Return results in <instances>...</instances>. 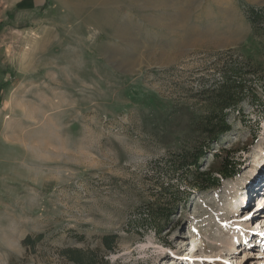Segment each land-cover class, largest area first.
<instances>
[{
	"label": "rangeland",
	"instance_id": "1",
	"mask_svg": "<svg viewBox=\"0 0 264 264\" xmlns=\"http://www.w3.org/2000/svg\"><path fill=\"white\" fill-rule=\"evenodd\" d=\"M250 6L264 0H0V264H73L66 246L97 248V264H264V27ZM226 51L257 65L259 99L202 168L227 158L235 175L137 234L139 209L168 203L155 167L199 138L196 91Z\"/></svg>",
	"mask_w": 264,
	"mask_h": 264
},
{
	"label": "trees",
	"instance_id": "2",
	"mask_svg": "<svg viewBox=\"0 0 264 264\" xmlns=\"http://www.w3.org/2000/svg\"><path fill=\"white\" fill-rule=\"evenodd\" d=\"M246 15L254 29L264 27V7L250 6ZM218 55L222 61H214V64H218L214 68L215 72H212L210 79L202 82L195 95V98L204 104V113L194 118L191 123L193 129L199 133V138L190 147L168 151L158 160L164 163V169L155 167L158 168L161 177L158 185L163 200L168 203L154 204V201H149L142 206L138 211L141 222L135 227L137 234L144 228L159 234L170 217L175 214L178 206L184 205L192 192L215 188L222 178L235 175L234 162L227 158H223L215 170L203 169L202 161L214 149V144L219 142L220 137L230 130L229 117L232 112L239 111L240 103L247 101L253 105L258 102L257 92L248 86L246 81L249 75H257L258 67L251 63L250 58L234 56L230 51ZM261 92L264 94V76ZM261 100L263 103V99ZM1 101L0 95V103ZM172 180L175 182L176 194L169 193ZM40 237V234L36 237L27 235L22 244L26 248H33L35 243L41 240ZM117 238L116 233L104 234L100 238L101 245L104 249L112 251ZM97 252V248L77 246L58 249L60 257L65 262L73 264H97Z\"/></svg>",
	"mask_w": 264,
	"mask_h": 264
},
{
	"label": "bare ground",
	"instance_id": "3",
	"mask_svg": "<svg viewBox=\"0 0 264 264\" xmlns=\"http://www.w3.org/2000/svg\"><path fill=\"white\" fill-rule=\"evenodd\" d=\"M254 200L256 202L253 205L256 207L257 210L260 209L262 206H264V194L255 197ZM262 214H264V213H262ZM257 221H258V219H257Z\"/></svg>",
	"mask_w": 264,
	"mask_h": 264
}]
</instances>
